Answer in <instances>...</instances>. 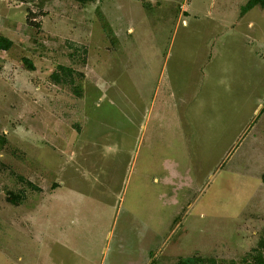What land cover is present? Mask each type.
Returning a JSON list of instances; mask_svg holds the SVG:
<instances>
[{"label": "rangeland", "instance_id": "374dc122", "mask_svg": "<svg viewBox=\"0 0 264 264\" xmlns=\"http://www.w3.org/2000/svg\"><path fill=\"white\" fill-rule=\"evenodd\" d=\"M245 2L0 0V264H225L257 244L264 8Z\"/></svg>", "mask_w": 264, "mask_h": 264}, {"label": "trees", "instance_id": "16d2710c", "mask_svg": "<svg viewBox=\"0 0 264 264\" xmlns=\"http://www.w3.org/2000/svg\"><path fill=\"white\" fill-rule=\"evenodd\" d=\"M81 4H85L87 2H91L93 0H75ZM259 6L264 8V0H246V2L241 6V13L246 12L247 10ZM14 45V42L9 37L0 33V51H8ZM22 61L31 69L34 68L33 63L27 57H23ZM73 74H80L76 69L72 66L66 64H57L55 69L50 74L51 79L56 84H61L66 82V84L72 87L74 94L77 96L82 95L81 84H74ZM82 75V74H81ZM262 180L264 182V173L262 174ZM31 184V182H28ZM56 184L54 183L52 186L54 187ZM9 200H12L14 203H18L20 200V194L9 191ZM176 264H222L221 260L213 258L211 256H202V255H190L187 257H180ZM225 264H264V229L262 235L259 234V238L257 244L251 248V250L241 258L240 261H235L233 259L225 262Z\"/></svg>", "mask_w": 264, "mask_h": 264}, {"label": "crops", "instance_id": "0c3cea01", "mask_svg": "<svg viewBox=\"0 0 264 264\" xmlns=\"http://www.w3.org/2000/svg\"><path fill=\"white\" fill-rule=\"evenodd\" d=\"M131 31V30H130ZM149 260H153V258L152 257H149Z\"/></svg>", "mask_w": 264, "mask_h": 264}]
</instances>
